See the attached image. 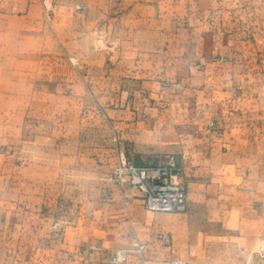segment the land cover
<instances>
[{"label": "crops", "instance_id": "obj_1", "mask_svg": "<svg viewBox=\"0 0 264 264\" xmlns=\"http://www.w3.org/2000/svg\"><path fill=\"white\" fill-rule=\"evenodd\" d=\"M0 71V264H111L135 235L151 264L264 248V0H0ZM111 126L134 164L175 159L184 212L108 178Z\"/></svg>", "mask_w": 264, "mask_h": 264}, {"label": "built area", "instance_id": "obj_2", "mask_svg": "<svg viewBox=\"0 0 264 264\" xmlns=\"http://www.w3.org/2000/svg\"><path fill=\"white\" fill-rule=\"evenodd\" d=\"M47 18L49 16L47 15ZM70 62L76 66L79 63L77 58H70ZM171 87L175 90L180 88L179 83H174ZM108 107V105H105ZM101 118L107 120V116L100 106ZM110 141L116 154V162L111 167L108 178L122 191L136 190L144 198V208L150 212L157 213H182L186 210L187 194L186 187L181 177V170L173 157L158 165L138 166L134 164L125 154L122 140L123 131L116 127H110ZM64 214L54 223L55 232H60L66 226L75 225L77 215L71 214L69 209L63 207ZM165 242L169 239L160 236ZM145 244L133 240L130 247L117 249L112 254L109 262L111 264H122L127 261L130 253L142 255L145 251ZM93 249V248H92ZM82 254V252L80 253ZM91 255V251L88 252ZM84 262L88 260L86 255ZM143 264H149L143 261ZM170 264H183L180 260H173Z\"/></svg>", "mask_w": 264, "mask_h": 264}, {"label": "rangeland", "instance_id": "obj_3", "mask_svg": "<svg viewBox=\"0 0 264 264\" xmlns=\"http://www.w3.org/2000/svg\"><path fill=\"white\" fill-rule=\"evenodd\" d=\"M45 9H46L45 10L46 11V14H45L46 18L48 15L49 18H47V20H49L51 10L48 7H45ZM0 72H2V71H0ZM12 89H14V86H12ZM9 105H10V110H9L10 113H18L19 105H20L19 102H12V103L0 102V113H5L4 107H6V111H7V106H9ZM100 106L101 105L99 103H93V109H90L87 107V108H83L81 112L82 113H89L92 111L94 113H101L99 110ZM104 108L105 107H103V111H105ZM110 136H111V134H110ZM109 142H110V149L113 151L114 161L112 163L110 161H106V163L107 164L111 163V166H113L116 162V154H115L114 147H113L111 141H109ZM18 160H19V164H27V161H25L23 159H17V161ZM67 207H69V206H67ZM62 211H63V209H62ZM63 214H64V212L61 214V216ZM59 218L54 223H56L59 220ZM63 230H61L60 232H55V230H54V232L58 234V233L63 232ZM160 236L168 237L166 235H159V237H157V240L164 241L162 238H160ZM133 237H134L133 240H136V241H139V242L145 244V246H146L145 251L142 255H139L136 253H130L128 255L126 262H128L131 257H134L135 259L140 261L141 264H143V261H147L149 264H151L150 260L146 257V252L149 249V247H148L149 242L146 240H143L142 238H138L136 235ZM133 240H131V241H133ZM128 247H130V244ZM90 251H91V255H88V252H90ZM93 251H94V249H92V248L88 249L87 251H84V252L81 251L83 255H86V258L88 260L86 263L84 262V264H90L89 262H90V259L92 258ZM114 251H113V253H114ZM112 254H111V256H112ZM111 256H110V258H111ZM126 262H124V263H126ZM124 263H122V264H124ZM194 264H264V248L257 249L252 253L240 254L237 251H235L231 246H225V245H221V244L220 245H214V246H211L210 248H208V251L206 252L205 257L201 261L196 262Z\"/></svg>", "mask_w": 264, "mask_h": 264}]
</instances>
